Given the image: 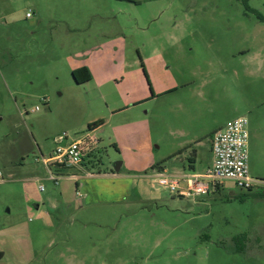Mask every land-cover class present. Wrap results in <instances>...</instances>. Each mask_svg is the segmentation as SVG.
Wrapping results in <instances>:
<instances>
[{
  "label": "rangeland",
  "instance_id": "obj_1",
  "mask_svg": "<svg viewBox=\"0 0 264 264\" xmlns=\"http://www.w3.org/2000/svg\"><path fill=\"white\" fill-rule=\"evenodd\" d=\"M240 116L252 191L158 183ZM0 169V264H264V0H0Z\"/></svg>",
  "mask_w": 264,
  "mask_h": 264
},
{
  "label": "built area",
  "instance_id": "obj_2",
  "mask_svg": "<svg viewBox=\"0 0 264 264\" xmlns=\"http://www.w3.org/2000/svg\"><path fill=\"white\" fill-rule=\"evenodd\" d=\"M27 17H31L30 12L27 13ZM248 124L247 117L240 116L213 133L211 150L214 160L204 174L173 177L161 172L158 183L168 186L172 192L180 196L207 194L215 184L226 180L234 181L241 189H254L260 181L254 179L249 170ZM97 144L98 140L88 133L66 146H57L52 155L44 158V163L51 173L50 177L58 180L52 173L51 167L60 170L82 165L91 156ZM88 175L93 174L88 173ZM41 190H44L43 186Z\"/></svg>",
  "mask_w": 264,
  "mask_h": 264
},
{
  "label": "crops",
  "instance_id": "obj_3",
  "mask_svg": "<svg viewBox=\"0 0 264 264\" xmlns=\"http://www.w3.org/2000/svg\"><path fill=\"white\" fill-rule=\"evenodd\" d=\"M81 67H88L89 68V70L91 71V74H92V69H91V67L90 66H88L86 63H79L78 65H76L73 69H72V71H74L75 69H78V68H81ZM226 126V125H225ZM224 126V127H225ZM220 128H223V127H220ZM220 128H218V129H220ZM217 129V130H218ZM216 131V130H215ZM214 131V132H215ZM213 132V133H214ZM213 133H212V135H213ZM212 135H211V139H210V153H211V156H212V160H211V162L209 163V165L207 166V168H206V170L212 165V163H213V160H214V157H213V154H212V150H211V145H212ZM67 139L68 138H64V139H62V138H60L59 139V141H58V146H66V145H68L69 143H71L73 140H71V141H67ZM74 140H76V139H74ZM194 151V150H193ZM192 154H194L193 152H192ZM198 150L196 149L195 150V157H193V159H190V161H189V163H188V165L186 166L185 164H183V170L184 171H182V172H180V173H177V174H175L174 176H176V177H183V176H190V175H193V174H204V172H200V171H197V167H196V163H197V158H198ZM84 164V163H83ZM80 165V166H77L80 170H84V169H86V167L84 166V165ZM161 169H163V171H161ZM187 169L188 170H191V173H189V172H187ZM121 170V169H120ZM120 170H119V172H120ZM159 170H160V172H164V173H166L169 169H168V167H165L164 165H160L159 166ZM116 173H118V172H116ZM113 175H115V171H113ZM77 194H78V192H77Z\"/></svg>",
  "mask_w": 264,
  "mask_h": 264
},
{
  "label": "trees",
  "instance_id": "obj_4",
  "mask_svg": "<svg viewBox=\"0 0 264 264\" xmlns=\"http://www.w3.org/2000/svg\"><path fill=\"white\" fill-rule=\"evenodd\" d=\"M72 73H73L74 80L77 84H83V83L89 82L92 79V74L88 67H81V68L75 69ZM103 123H104V120H99L97 122H94L89 125V129L94 130L97 127L101 126ZM193 153H194L193 155H195V150L193 151ZM159 166L160 164L158 165V169H159ZM57 171L60 172L61 169ZM161 171H163V169H161ZM252 190L253 189H250L249 191H252Z\"/></svg>",
  "mask_w": 264,
  "mask_h": 264
},
{
  "label": "water",
  "instance_id": "obj_5",
  "mask_svg": "<svg viewBox=\"0 0 264 264\" xmlns=\"http://www.w3.org/2000/svg\"><path fill=\"white\" fill-rule=\"evenodd\" d=\"M115 172H119V170H120V167L118 166V165H116L115 167H114V169H113Z\"/></svg>",
  "mask_w": 264,
  "mask_h": 264
},
{
  "label": "flooded vegetation",
  "instance_id": "obj_6",
  "mask_svg": "<svg viewBox=\"0 0 264 264\" xmlns=\"http://www.w3.org/2000/svg\"><path fill=\"white\" fill-rule=\"evenodd\" d=\"M115 167V166H114ZM114 167H113V169H114Z\"/></svg>",
  "mask_w": 264,
  "mask_h": 264
}]
</instances>
